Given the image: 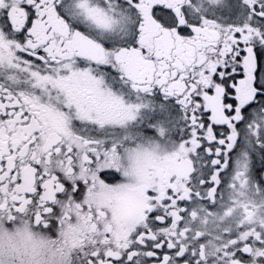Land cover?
Returning <instances> with one entry per match:
<instances>
[{
  "label": "snow or ice",
  "instance_id": "obj_1",
  "mask_svg": "<svg viewBox=\"0 0 264 264\" xmlns=\"http://www.w3.org/2000/svg\"><path fill=\"white\" fill-rule=\"evenodd\" d=\"M0 264H264V0H0Z\"/></svg>",
  "mask_w": 264,
  "mask_h": 264
},
{
  "label": "clouds",
  "instance_id": "obj_2",
  "mask_svg": "<svg viewBox=\"0 0 264 264\" xmlns=\"http://www.w3.org/2000/svg\"><path fill=\"white\" fill-rule=\"evenodd\" d=\"M32 238L26 239L24 243L38 242L40 239H47L46 236H42V234H35V233H32ZM21 246H23V244Z\"/></svg>",
  "mask_w": 264,
  "mask_h": 264
}]
</instances>
